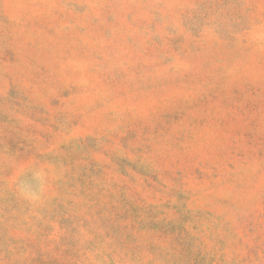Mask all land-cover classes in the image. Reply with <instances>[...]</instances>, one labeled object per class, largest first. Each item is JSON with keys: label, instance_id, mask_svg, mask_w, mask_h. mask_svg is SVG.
I'll return each mask as SVG.
<instances>
[{"label": "rangeland", "instance_id": "rangeland-1", "mask_svg": "<svg viewBox=\"0 0 264 264\" xmlns=\"http://www.w3.org/2000/svg\"><path fill=\"white\" fill-rule=\"evenodd\" d=\"M0 264H264V0H0Z\"/></svg>", "mask_w": 264, "mask_h": 264}]
</instances>
